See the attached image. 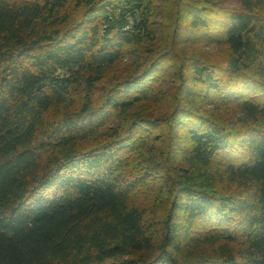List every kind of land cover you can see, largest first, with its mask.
<instances>
[{
	"label": "trees",
	"instance_id": "1",
	"mask_svg": "<svg viewBox=\"0 0 264 264\" xmlns=\"http://www.w3.org/2000/svg\"><path fill=\"white\" fill-rule=\"evenodd\" d=\"M231 1L0 0V264H264V0Z\"/></svg>",
	"mask_w": 264,
	"mask_h": 264
},
{
	"label": "rangeland",
	"instance_id": "2",
	"mask_svg": "<svg viewBox=\"0 0 264 264\" xmlns=\"http://www.w3.org/2000/svg\"><path fill=\"white\" fill-rule=\"evenodd\" d=\"M221 1L222 2L224 1L225 5H232L233 4L231 0H221ZM166 6L167 5H165L163 3L160 5V7H162V8H165ZM162 14H163V12H162ZM158 20L160 21V23L162 22L163 24L166 22V19L165 18L163 19L161 15L158 17ZM190 48H194V50H200L201 52H206L208 54L215 51V49H211V47L209 48V47H201V46H194L193 45V46H190ZM133 68L134 67H133L132 61L127 62L126 60H123L122 62H120L114 68H112L110 70V72L108 73V77L113 78L114 76H117V75L127 74Z\"/></svg>",
	"mask_w": 264,
	"mask_h": 264
}]
</instances>
